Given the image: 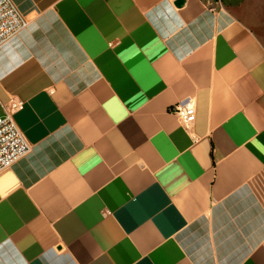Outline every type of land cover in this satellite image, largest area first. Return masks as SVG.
Here are the masks:
<instances>
[{"label":"crops","instance_id":"1","mask_svg":"<svg viewBox=\"0 0 264 264\" xmlns=\"http://www.w3.org/2000/svg\"><path fill=\"white\" fill-rule=\"evenodd\" d=\"M175 1L11 0L0 264H264V0Z\"/></svg>","mask_w":264,"mask_h":264},{"label":"built area","instance_id":"2","mask_svg":"<svg viewBox=\"0 0 264 264\" xmlns=\"http://www.w3.org/2000/svg\"><path fill=\"white\" fill-rule=\"evenodd\" d=\"M25 26V19L11 0H0V46L15 37ZM21 106L22 102L17 99L1 105L3 115L0 116V171L25 156L30 149L13 121L14 113ZM168 111L179 119L183 127H188L194 121L195 111L192 104H176Z\"/></svg>","mask_w":264,"mask_h":264},{"label":"rangeland","instance_id":"3","mask_svg":"<svg viewBox=\"0 0 264 264\" xmlns=\"http://www.w3.org/2000/svg\"><path fill=\"white\" fill-rule=\"evenodd\" d=\"M246 1V4H244V13L246 15H248L249 17H252V16H256V15H259L260 14V10H261V5H262V2L260 0H245ZM255 21V19L253 20ZM259 26H262V25H259ZM257 28V30L259 32H264V26ZM3 115V112L2 114H0V116Z\"/></svg>","mask_w":264,"mask_h":264},{"label":"water","instance_id":"4","mask_svg":"<svg viewBox=\"0 0 264 264\" xmlns=\"http://www.w3.org/2000/svg\"><path fill=\"white\" fill-rule=\"evenodd\" d=\"M182 4H183V0H176V1L174 2V5H175L176 7H180Z\"/></svg>","mask_w":264,"mask_h":264}]
</instances>
